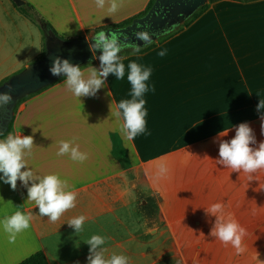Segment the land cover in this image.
Segmentation results:
<instances>
[{"label": "crops", "instance_id": "1", "mask_svg": "<svg viewBox=\"0 0 264 264\" xmlns=\"http://www.w3.org/2000/svg\"><path fill=\"white\" fill-rule=\"evenodd\" d=\"M25 2L60 36L73 39L118 25L143 12L151 0H118L114 13L108 12L111 0L103 8L95 0ZM154 43L141 53L122 52L125 78L109 74L107 87L95 96L78 98L63 80L19 102L0 139L32 135L25 155L29 167L39 176L58 174L76 200L51 222L27 200L23 183L18 180L13 189L0 181V219L15 211L31 214L30 228L13 243L0 230V264H19L37 251L49 264H87L90 245L84 241L92 235L105 238L106 258L124 255L128 264H264V170L250 177L216 161L219 141L234 137L241 122L252 127L257 146L264 141L257 111L264 100V0L209 2L188 25ZM44 48L23 59V66L37 61ZM161 50H166L163 57ZM130 61L151 67L146 83L155 91L144 94L151 134L127 141L110 104L114 112L121 100L131 98ZM99 65L96 60L81 69L87 75ZM11 72L1 74V81ZM222 130L228 133L219 137ZM62 140L73 141L87 159L57 156ZM160 164L167 168L164 175L157 174ZM214 203L245 229L243 253L209 235L215 217L204 208ZM80 215L86 220L76 234L67 221Z\"/></svg>", "mask_w": 264, "mask_h": 264}, {"label": "clouds", "instance_id": "2", "mask_svg": "<svg viewBox=\"0 0 264 264\" xmlns=\"http://www.w3.org/2000/svg\"><path fill=\"white\" fill-rule=\"evenodd\" d=\"M98 8L105 6V0H95ZM118 0H111L109 13L118 10ZM139 38L146 44L151 43L147 33H139ZM127 47L121 43L118 34L104 31L95 33L90 38V49L95 56L97 50L100 54L96 56L100 61L99 68L92 67L87 75L79 65H74L66 58L56 57L49 68L53 76H64V83L74 96L81 98L95 96L101 88H106V80L109 74H113L115 79L125 78V59L121 55L123 49ZM139 47H133L132 54L139 53ZM166 50H161L158 55L163 57ZM152 73L151 67H145L135 61L127 64V80L131 85L130 99L121 100L117 105V110L112 111L110 104V115L117 119H122L118 131L127 141L134 140L138 135H150L146 128L147 109L144 107L146 101L144 94L148 91H155L146 83ZM111 96V91L107 93ZM12 101L10 93L0 92V107ZM260 112L261 130L264 132V100H260L257 105ZM33 131H35L33 129ZM228 131H220L219 137L226 136ZM2 135V133H0ZM32 135L8 134L6 138L0 139V181L10 184L15 189L19 180L27 187V200L33 201L38 207V213L47 217L51 222L57 221L62 213L75 207L76 193L66 190L67 182L62 180L56 173L39 176L34 173L25 160V155L30 152L33 145ZM57 156L68 155L72 161L84 162L87 153L81 152L79 146L73 141H60ZM216 161L223 167L232 169V172L248 173L251 177L260 170H264V141H260L258 146L256 136L248 122H241L235 126V135L229 140L219 141V153ZM167 168L164 164L158 165V175H164ZM222 205L214 203L209 208H204L208 216H214L215 221L211 227L209 235L219 240L225 245L231 244L237 254L243 253L242 237L245 229L234 219L221 215ZM86 217L83 215L74 217L67 221L69 227L78 234L82 231ZM31 214H24L15 211L10 216L0 219V230L8 234L9 243L15 241L18 233L30 228ZM89 248L87 264H128L127 257L119 254H112L110 257L104 256L105 238L100 235H92L84 241Z\"/></svg>", "mask_w": 264, "mask_h": 264}, {"label": "water", "instance_id": "3", "mask_svg": "<svg viewBox=\"0 0 264 264\" xmlns=\"http://www.w3.org/2000/svg\"><path fill=\"white\" fill-rule=\"evenodd\" d=\"M208 2L209 0H155L144 15L134 18L130 24L119 28L110 27L104 32L106 34L115 32L121 43L131 47V50L133 47L143 49L185 23ZM17 4L22 5L23 2L17 1ZM139 33H147L151 43L146 44L139 38ZM46 37L45 55L0 86V92L10 93L12 96L9 104L0 107L2 135L9 130V125L14 119L15 108L23 98L49 87L64 77L63 75L53 76L49 71L56 57L66 58L70 63L79 66L99 60L96 56L100 54V50H97L94 56L90 49L92 36L62 40L55 37L49 29Z\"/></svg>", "mask_w": 264, "mask_h": 264}, {"label": "rangeland", "instance_id": "4", "mask_svg": "<svg viewBox=\"0 0 264 264\" xmlns=\"http://www.w3.org/2000/svg\"><path fill=\"white\" fill-rule=\"evenodd\" d=\"M13 1L17 3V1L20 0H13ZM31 6L33 7V5ZM36 12L39 14L37 10ZM41 18L43 19L42 22H44L45 18H43L42 16ZM190 18L188 20H190ZM188 20L186 22H188ZM185 23L179 25L176 29H178L180 26L185 25ZM43 26L45 27V24L39 23L38 20L33 21L27 18L22 13H20L13 5L12 0H0V86L10 77L20 73L22 70H24L27 67V66H23V61H26L23 59H27L26 57H28V55L33 54L34 53L33 51L37 50L38 47L41 46L42 44L45 46L46 34L45 33L43 34ZM45 29L47 33L49 28L46 27ZM171 32H169L168 34H170ZM92 35L93 33L92 34L88 33L86 37L89 38ZM164 36L159 37L155 42L159 40L161 41L164 38ZM130 50L131 47L128 46L125 47L122 52L130 51ZM5 56L8 57V62L1 64V60ZM34 62L35 61L31 62V64ZM13 65L15 66L17 65V66L14 72H11V70L13 69L11 67H13ZM6 72H11L10 76H8L5 80L1 81V74Z\"/></svg>", "mask_w": 264, "mask_h": 264}, {"label": "trees", "instance_id": "5", "mask_svg": "<svg viewBox=\"0 0 264 264\" xmlns=\"http://www.w3.org/2000/svg\"><path fill=\"white\" fill-rule=\"evenodd\" d=\"M20 1L23 2L22 5H18L16 2H14V1L12 0L13 5L15 6V8H16L20 13H22V14L25 15L27 18H29V19H31V20H33V21H34V20H36V21L38 20L39 23H44V22H45L44 24L47 25V27L52 31V33H53V35H54L55 37H57V38H59V39H62V40H69V39H66V38L60 36V35L54 30V28H53L48 22H46L45 20H44V22H42L43 19L41 18V16L36 12V10H35V9H34V8L28 3V2H25V0H20ZM154 1H155V0H151V2L149 3L148 7H147L143 12H141L140 14H138V15L132 17V18L127 19V20H125V21L119 23V24L116 25V26H103V27H99V28H97V29H95V30L90 31L89 33H91V34L93 33V35H94L95 33L99 32V31H105L106 29H108V28H110V27H116V28H119V27L126 26V25L130 24V23L133 21L134 18H136V17H140V16L144 15V14H145V13L151 8V6L153 5ZM214 1H216V0H210V2H214ZM207 6H208V4H206L205 6H203L202 8H200V10H199L198 12H196V13L190 18V20H188V22L185 23V26L188 25L190 22H192L194 19H196L198 16H200V14H201L203 11H205V9L207 8ZM93 35H92V36H93ZM46 38H47V37L45 36V39H46ZM79 38H80V37H79ZM154 45H155V43L150 44L149 46H147V47L141 49L140 53H141V52H144V51H146V50L151 49ZM45 53H46V43H45L44 51H43L42 55L38 58V60H39L40 58H42V57L45 55ZM90 64H91V62L86 63V64H84V65H82V66H80V67H83V66H86V65H90ZM64 79H65V78L62 77V78H60L58 81H56L55 83H53V84L50 85V86H53V85H55V84H57V83L63 81ZM50 86H49V87H50ZM47 88H48V87L44 88L43 90H45V89H47ZM43 90H41V91H43ZM32 95H33V94H32ZM29 96H31V95H29ZM29 96L23 98V99L21 100V102H22V101H25ZM10 126H11V125H10ZM10 126H9V129H10ZM3 136H4V135H1L0 138H2ZM19 264H49V263H48V260H47V258H46V256H45L44 252H42V251H37V252L33 253L32 255H30L29 257H27L26 259H24L23 261H21Z\"/></svg>", "mask_w": 264, "mask_h": 264}]
</instances>
